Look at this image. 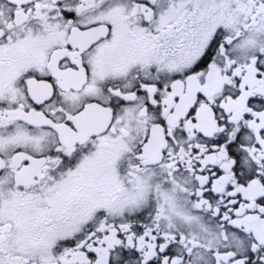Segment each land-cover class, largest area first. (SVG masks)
Instances as JSON below:
<instances>
[{
	"label": "snow or ice",
	"instance_id": "1",
	"mask_svg": "<svg viewBox=\"0 0 264 264\" xmlns=\"http://www.w3.org/2000/svg\"><path fill=\"white\" fill-rule=\"evenodd\" d=\"M0 264H264V0H0Z\"/></svg>",
	"mask_w": 264,
	"mask_h": 264
}]
</instances>
